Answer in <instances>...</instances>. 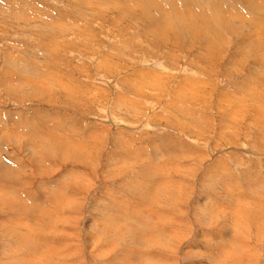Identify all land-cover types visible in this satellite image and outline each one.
<instances>
[{"label": "rangeland", "instance_id": "374dc122", "mask_svg": "<svg viewBox=\"0 0 264 264\" xmlns=\"http://www.w3.org/2000/svg\"><path fill=\"white\" fill-rule=\"evenodd\" d=\"M153 1L169 12L175 6L182 22L169 13L170 18L166 14L162 19L167 25L163 31L153 28L154 16L146 18L143 11L147 7L131 0H0V171L5 173L0 176V198L9 203L11 197L20 199L17 190H23L21 198L30 203L26 192L43 196L51 181L66 185L64 190L62 185L50 189L51 194L74 188L79 210L72 213L78 219L65 226L72 234L70 244L79 251L72 257L83 264H133L138 257L129 262L118 251L128 242L126 229L113 235L118 240L106 242L104 235L91 234L87 227L95 212H106L115 223L122 213L116 210L118 204L108 203L113 196L127 201L142 187L144 164L156 169L164 187L171 186L169 179L176 180L174 192L169 190L167 197L161 193L144 206L125 202L150 214L146 224L135 222L141 232H147L150 219L151 228L179 232L175 252L158 246L171 256L170 264H214L216 258H221L219 264H264V121L259 116L264 108V37L260 48L252 50L253 36L264 35V10L246 11L247 3L240 7L238 0ZM135 12L141 15L138 19L132 17ZM227 13L231 19L225 20ZM204 17L213 24L206 26ZM185 22L190 26L185 29L201 22L205 30L202 26L201 32L189 34L182 31ZM137 71L147 75L126 85ZM47 130L51 134L44 135ZM57 140L80 142L72 151L80 161L48 155L53 146L48 142ZM127 151L157 161L152 165ZM170 197L179 207L168 206L170 213L153 218L158 210L165 211L161 205ZM7 207L15 205H0L4 223L16 214H9ZM19 210L18 216L26 219L25 209ZM12 226L1 228L0 264L18 250ZM230 235L240 239L235 237L240 247L234 249L236 255L216 248ZM144 243L140 251L146 252L156 241ZM204 249L209 254L201 256Z\"/></svg>", "mask_w": 264, "mask_h": 264}, {"label": "bare ground", "instance_id": "6f19581e", "mask_svg": "<svg viewBox=\"0 0 264 264\" xmlns=\"http://www.w3.org/2000/svg\"><path fill=\"white\" fill-rule=\"evenodd\" d=\"M84 1V0H83ZM134 4H144L141 6V8H146V10H143L144 11V14H145V17L148 18V17H153L154 16V19L155 21H153V28L156 26V28H158L159 30L163 31V29L167 26L166 23L162 20L163 17L167 14L168 17L170 18L171 15H176V17H174L175 19L178 18L180 19V21L182 20L180 18V12H179V9H174L175 6L171 5L170 6V12L166 9V7L162 6V4H160L158 1L154 2L153 0H131ZM169 1V0H168ZM192 1V0H191ZM190 0L189 2L192 3ZM194 1V0H193ZM211 2V0H209ZM225 1V0H224ZM239 2H242L240 3V7L245 3H247V6H245V9L246 11L247 10H250L249 12H253L255 11V13H257L256 11L258 10V12H261L264 10V2H262V0H259L257 3L255 2V0H251V1H247V0H238ZM127 2V1H126ZM139 2V3H138ZM163 2V1H162ZM165 2V1H164ZM167 2V0H166ZM172 2V1H171ZM124 3V2H123ZM150 3V4H149ZM220 3V2H219ZM122 4V3H121ZM172 4V3H170ZM208 4V3H207ZM130 4H128L127 6H129ZM193 5L191 4V7ZM127 7V9H128ZM139 7V6H138ZM188 7V6H187ZM208 7V6H207ZM135 8V7H134ZM140 8V7H139ZM205 8V6L203 7ZM210 9H213L212 6L210 5L209 7ZM137 9V8H135ZM150 11H149V10ZM129 10V9H128ZM191 11V9H189ZM195 10V9H193ZM239 11V9H237ZM240 10H243L244 9H240ZM138 11V10H137ZM157 12V13H155ZM212 12V11H211ZM132 13V12H131ZM130 13V14H131ZM154 13V14H153ZM169 13L171 15H169ZM195 13L196 16H198V14L202 15V12H199V10H195ZM193 14V13H192ZM214 14V13H213ZM217 14V13H216ZM191 15V14H190ZM209 15V13H208ZM225 15V16H224ZM223 18L225 20H228V19H231L230 18V14L227 13L224 14ZM141 16L139 12H135V14L132 16L134 18H137ZM215 16V15H214ZM238 16L234 15L233 18H236ZM205 18V17H204ZM151 19V18H149ZM240 19V18H239ZM184 21V20H183ZM211 21V20H210ZM254 21V20H253ZM182 22V21H181ZM209 22V19L208 18H205L204 19V24L206 26H208ZM212 22V21H211ZM211 22H209L211 24ZM227 24L229 25L230 23L228 21H226ZM233 22V21H232ZM199 23V24H198ZM203 23L201 22H197L195 23L196 24V28L192 27V28H186V24L188 25L189 22H185L183 24V30L182 31H186L188 30L189 34L192 33L194 34L196 31L198 32H201L202 31V26H203V29L205 30V26L203 25ZM201 24V26H200ZM213 24V22H212ZM226 25V27H229L228 25ZM253 24V23H252ZM231 25V24H230ZM158 26V27H157ZM189 26V25H188ZM250 26V25H249ZM264 26V25H263ZM190 27V26H189ZM170 28V27H169ZM157 30V29H155ZM159 31V32H161ZM218 31V30H217ZM157 33V35H160L161 34L157 31H155ZM256 34V33H255ZM260 34V32H259ZM253 35V34H252ZM191 36V35H190ZM255 37V39L253 40V47H252V50H256V49H259L260 48V45L258 44L259 40L262 39V37H264V35H255L253 36V38ZM209 39V38H208ZM255 41V43H254ZM211 43V42H210ZM212 45V44H211ZM211 45L209 44V46L211 47ZM204 46V45H203ZM243 47H247L246 45H243ZM264 48V46H263ZM216 49V48H215ZM125 56V55H124ZM255 58V57H254ZM257 58V57H256ZM168 59V58H167ZM6 61V60H5ZM104 62V60H103ZM208 62V61H207ZM210 64V63H209ZM101 67V66H100ZM141 70V69H140ZM6 74V73H5ZM152 74V73H151ZM146 71H137L135 73V77L130 79L126 85H129L130 82L133 83V82H136L138 81V78L141 76L142 78H145L144 76H146ZM170 75V74H169ZM4 76V75H3ZM9 79V78H8ZM13 80V79H12ZM124 80V79H123ZM122 80V81H123ZM140 80V79H139ZM141 81V80H140ZM124 82V81H123ZM41 86V85H40ZM142 86V85H140ZM192 86H195V85H192ZM198 86V85H197ZM195 86V87H197ZM183 89V88H182ZM197 89V88H196ZM148 90V89H147ZM190 90V89H189ZM241 97V95H239ZM228 97V96H227ZM229 98V97H228ZM239 98V97H238ZM257 100V99H256ZM260 100V99H259ZM238 101V100H237ZM240 102V106L238 107H242V104H241V99L239 100ZM252 101H255L252 100ZM178 102V100H177ZM257 103V102H256ZM260 104V103H259ZM232 106H237L236 104H231ZM255 105V104H254ZM255 107V106H254ZM258 107V106H257ZM253 108V107H252ZM260 109V106L258 107ZM256 109V108H255ZM240 110V108H239ZM254 111V110H253ZM246 112V111H245ZM256 112V111H255ZM258 112V111H257ZM181 113V112H180ZM260 113V112H259ZM253 114V113H251ZM255 115V114H254ZM181 116H185L183 114H181ZM260 121H264V108L261 109V113H260ZM186 117V116H185ZM256 117L258 118V116L256 115ZM255 117V118H256ZM256 118V119H257ZM186 119V118H185ZM254 119V120H256ZM188 121V120H187ZM185 124L183 123V126ZM48 129V128H47ZM264 129V128H263ZM39 131V130H38ZM50 132H52L51 130H47V132L45 131L44 135L46 134H51ZM35 133V132H34ZM37 138V137H35ZM60 139H63L60 137ZM72 139V138H71ZM42 140V139H41ZM40 140V141H41ZM66 140V139H64ZM64 140H57L55 143H53L52 141L51 142H48L49 146L53 145L50 149L49 152H47L48 155L50 156H59V158H61L62 160L66 157V158H70V159H75L76 161H80V156L77 158L75 152H72V151H75V147L76 146H81V143L78 141H74L72 140L71 144H68V143H65ZM37 141V140H36ZM70 141V139H69ZM72 145V146H70ZM126 145V144H125ZM128 145V144H127ZM85 146V145H84ZM169 146V145H168ZM171 146V145H170ZM155 147V146H154ZM165 147V146H164ZM84 148V147H83ZM168 148V147H167ZM171 150L173 149L172 146L170 148ZM169 149V150H170ZM130 150V149H128ZM168 150V149H167ZM170 150V152H171ZM52 151V152H51ZM175 151V150H174ZM127 152H130L132 154H135V157L137 160H140V159H143L144 162H151L152 165L154 164L155 161H153V159H155V157H145V158H142L143 156L140 154V151H127ZM176 152H177V149H176ZM175 152V153H176ZM179 152V150H178ZM172 153V152H171ZM75 154V155H73ZM164 154V153H163ZM168 154V152H167ZM171 155V154H170ZM130 157V154L128 155ZM134 156V155H133ZM162 156V154H161ZM160 156V157H161ZM164 156V155H163ZM159 156L156 157V159H158ZM148 158V159H147ZM126 161V159L124 160ZM133 163H135L136 161L132 160ZM131 161V162H132ZM156 163V162H155ZM140 164V163H139ZM1 165V164H0ZM143 167V170H144V173L143 177H141V180L143 181V183L141 184L142 187L141 188H135L133 187L134 189V195H132L131 197H129V199H127L128 203L129 204H137V203H140L142 206H144L145 204L148 203V201H151V202H155L157 200V197L159 194L163 193L165 194V196H169V190L170 192L173 191L174 192V188L175 186H173V183L176 181L169 179L168 182H170L171 186L168 187H164L163 186V181L161 180V178L156 175L157 174V171L155 168L153 167H147L143 165H141ZM1 167V166H0ZM142 170V171H143ZM147 171V172H145ZM217 172V171H216ZM139 173V172H138ZM5 174V173H4ZM1 171H0V176L4 175ZM210 174V173H209ZM212 174V173H211ZM217 174V173H216ZM138 176V175H137ZM211 176V175H210ZM215 177V175H214ZM8 178V177H7ZM211 178V177H210ZM216 178V177H215ZM9 179V178H8ZM214 179V178H213ZM78 180H74V182H77ZM208 181V180H207ZM221 181V179H220ZM52 182V181H51ZM50 182V186H49V189L47 191V193L43 196H38V195H31L29 192H26L28 193L29 195V198H31L32 202L28 203L29 201L28 200H24L21 198V193L23 190H17V194H16V191H15V188H13L12 190V194H16V196H18L20 199L24 200L23 201H20V199H17L16 197H11L10 200H8L9 203H7V201L5 200V202L0 198V205H3V204H6L8 206H12V205H15V209H10V208H6L5 210L9 212V214L11 213H16L15 216L13 215H9L6 219L8 220L7 222L4 223L5 219L4 220H0V223L3 224L1 226L0 224V234L3 233V229H1L3 226L7 227L9 225H13L12 228L10 227V229H12V232L10 235H12V237L14 238V242H15V245H17V250L15 252V254L12 255V257H9L12 258L10 259L9 262H3L4 264H83L82 263V260H79L77 258H74L75 257V254L79 253L78 251V248H77V245H75L73 242V244L75 245V247L73 245L70 244L71 241H69L70 237L72 236H69V235H72L71 233H68L65 229V226L69 223V224H74L78 217L77 216H74L73 215V211L78 209L79 210V206L77 205L78 203H76L75 201V195L76 194H79L78 190L75 191L74 188H71V190L67 191L65 193H62L61 192V189L55 194H51V192L53 191H49L50 189H56L57 187L59 188V185L63 186V184L61 183H54V184H51ZM225 182V180L223 181ZM221 183V184H225V183ZM53 183V182H52ZM162 183V186L160 187L159 184ZM234 183V182H233ZM176 184V183H174ZM227 185V184H226ZM9 185H5V188L7 190H10L12 189L11 186ZM64 187L62 188V190H64ZM74 187V186H73ZM222 187V185H221ZM224 187V185H223ZM222 187V188H223ZM232 187V186H231ZM4 188V186H3ZM226 188V191H227V187ZM66 189V188H65ZM130 189H132L130 187ZM132 189V190H133ZM224 189V188H223ZM130 191V190H129ZM230 192V191H229ZM50 193V194H49ZM5 194V193H4ZM207 194V193H206ZM218 194V193H217ZM130 195V194H129ZM111 196V195H110ZM172 196V194H171ZM174 196V195H173ZM208 196V195H207ZM2 197V196H1ZM7 197H9V195H7ZM237 197V196H236ZM113 199H110L108 205L109 207L112 206V205H117V211L119 210L122 215L116 217V219L114 220L115 223H111L110 220H108L110 217L108 216V214L106 212H104V214L102 212H100V216H99V213H94L93 216H91V220L92 222L90 223V225H88V231H90L91 234H95V233H100L102 235L105 236V239H106V242L107 241H112V240H118V238L116 236H113L115 233L117 232H120V233H123V231L126 229V232L127 234H129L127 236V240L128 242L125 243L124 245H122V243H118V244H121L122 247H119L120 249L118 250L119 252H121V257L124 259V257L126 258L127 257V261L131 262L133 261L132 259L135 258V257H138V261L137 263H133V264H170L171 261H172V258L171 256H169L165 251V252H160L162 249L158 248V246H164V247H167L168 250H172V253L175 252V249H176V246L174 245H178L180 243V240H181V237H177L178 240L177 241H174L175 237L177 236V232L174 228L173 229H170L171 227H169V229L167 230V232H165V228L166 226H162V227H159V228H151V224L150 222L151 219H150V222H149V225H147L146 227V233H143L141 232L138 227L135 225V222H140V223H143V224H146V219L150 218V214L144 210L143 208H140V209H135L133 207H128L127 205V201H120L118 198H115L114 196L112 197ZM164 199V196L162 197ZM116 199V200H115ZM172 199L170 197V199L166 202H164V205H161L163 206V208H165V211H162V210H158L159 212L161 213H154L152 214L153 218L157 217V218H163V213H165L167 210V207L168 206H175V207H179L177 206L176 204L172 203ZM188 199V198H187ZM237 199V198H236ZM235 199V200H236ZM165 200V199H164ZM11 201V202H10ZM225 201V200H224ZM239 201V200H238ZM237 201V202H238ZM64 202V204L62 205V207H57L59 205H61L62 203ZM19 203L23 206H19ZM172 203V204H171ZM242 203V201H241ZM240 201H239V204H241ZM204 204V203H202ZM207 204V203H206ZM216 204V203H214ZM44 205H46L44 207ZM48 205V206H47ZM213 205V204H211ZM219 204L217 203L214 207L218 206ZM222 205V204H220ZM243 205V204H241ZM55 207V208H51V207ZM171 206V207H172ZM224 206V205H222ZM244 206V205H243ZM64 207V208H63ZM170 207V208H171ZM207 207H210L207 205ZM220 207V206H219ZM27 208H30L29 211ZM104 208V207H103ZM102 208V209H103ZM169 208V209H170ZM213 208V206L211 207ZM230 208V207H229ZM250 208V207H249ZM19 209H25L23 211V215L25 216L26 219H22L20 216H18V213H20V210ZM173 209V208H172ZM215 210V208H213ZM219 209V208H218ZM221 209V207H220ZM219 209V210H220ZM224 209V208H223ZM222 209V210H223ZM144 210V211H143ZM181 210V209H180ZM170 211V210H169ZM167 211V212H169ZM201 211V209H200ZM203 212H207L205 210H202ZM201 211V212H202ZM231 211V210H229ZM3 212V211H1ZM171 212V211H170ZM169 212V213H170ZM180 212V211H179ZM228 212V211H226ZM3 213H6V212H3ZM231 212H229L230 214ZM174 214V212H173ZM238 214V213H237ZM236 215V214H235ZM116 216V215H115ZM238 217V215H237ZM44 218V219H43ZM115 218V217H114ZM166 218V217H165ZM160 219V220H161ZM235 219V218H234ZM238 219V218H237ZM155 220V219H153ZM159 219L157 221L161 222ZM209 220V219H208ZM211 220V219H210ZM156 221V222H157ZM163 221V220H162ZM239 221V220H238ZM99 222V223H98ZM174 222V221H173ZM235 222H237L236 220H233L232 221V225L235 224ZM178 223V222H177ZM234 223V224H233ZM42 224H44L45 226H42ZM239 224V222H238ZM126 225V226H125ZM178 225V224H177ZM237 225V224H235ZM77 226V225H76ZM75 226V228H76ZM105 226H107L108 228H112V230L110 229H104ZM179 226V225H178ZM4 227V228H5ZM173 227H176V223L174 222V226ZM223 227V226H222ZM6 229V228H5ZM9 229V228H8ZM9 229V230H10ZM177 229V227H176ZM44 230H50V231H53V233H57L55 235H51V234H48L47 237H46V234L44 233ZM69 230V229H68ZM75 230V229H74ZM170 230V231H169ZM5 231H8V230H5ZM11 231V230H10ZM9 233V232H7ZM13 233V234H12ZM68 233V234H67ZM73 233V232H72ZM107 234H110V237H107ZM152 234V235H151ZM8 235V234H6ZM9 235V236H10ZM74 235V234H73ZM75 235H76V238L79 236L77 234V232H75ZM173 235V236H172ZM179 235V234H178ZM220 235V233H219ZM1 236V235H0ZM57 236V238H56ZM87 236H90V235H87ZM98 236V234L96 235ZM207 236V235H206ZM204 237V235H203ZM208 237V236H207ZM219 237V236H218ZM221 237V236H220ZM227 237V236H226ZM236 237V236H235ZM235 237H233L232 235H230V237H228V240L227 242H224V244L221 246H217L216 248L218 250H220L221 252H224L225 255H228L230 253V255L235 252V250H239L238 248H240L238 245V242L236 243L235 240H237ZM102 238V237H101ZM120 238V237H119ZM221 239V238H220ZM9 240V239H8ZM13 240V239H12ZM71 240V239H70ZM80 240V239H79ZM94 240V238L91 239V241ZM144 240L146 241H150V240H154L156 241L155 245L151 246V245H148L146 246V252L143 251H140L141 247L144 248ZM240 240V239H238ZM54 241V242H52ZM89 241V240H88ZM178 242L177 244L174 243V242ZM223 241V240H222ZM229 241V242H228ZM13 242V243H14ZM78 242V241H77ZM202 242V241H201ZM241 242L240 241V245H241ZM95 243V242H94ZM140 243V246H138V244ZM213 243V241H212ZM211 243V244H212ZM245 243V242H244ZM243 243V244H244ZM137 244V245H136ZM157 244H160V245H157ZM206 244V243H205ZM214 244V243H213ZM226 244V245H225ZM2 245V244H1ZM5 245V244H4ZM8 245V243H7ZM12 245V244H10ZM94 245V244H93ZM100 245V244H99ZM102 245V244H101ZM173 245V247H172ZM193 245V244H192ZM13 246V245H12ZM92 246V244H91ZM212 246V245H211ZM7 247V246H6ZM14 247V246H13ZM12 247V249H13ZM225 247V248H224ZM247 247V246H246ZM10 248V247H9ZM8 248V249H9ZM71 248V249H70ZM243 249V248H242ZM4 250V249H3ZM24 250V251H22ZM148 250V251H147ZM151 250H155V251H151ZM156 250H158V252H156ZM245 251V249H243ZM10 251V250H9ZM187 251V250H185ZM13 252V251H12ZM171 252V251H169ZM190 252V250H189ZM194 251H192V254H193ZM197 252V251H196ZM204 253L201 254V256H206L207 253L209 254V252L203 251ZM238 252V251H236ZM242 253V251H239ZM238 252V253H239ZM97 253V252H96ZM165 253L167 254V256H165ZM5 255V254H4ZM74 255V257H72ZM99 255V254H98ZM224 255V256H225ZM232 255H236V254H232ZM194 256V255H193ZM15 257V258H13ZM52 257V258H51ZM237 257V256H236ZM7 258V257H6ZM175 258V257H174ZM226 258V257H225ZM240 257L238 256V259L237 260H243L242 257L241 259H239ZM4 259V258H3ZM169 259V261H168ZM177 259V258H176ZM220 259L221 258H216L214 264H219L220 262ZM231 259V258H230ZM232 259H233V256H232ZM225 260V259H224ZM2 261V260H1ZM235 261V260H234ZM218 262V263H217ZM2 263V264H3ZM241 263V262H240ZM175 264V263H173ZM221 264V263H220Z\"/></svg>", "mask_w": 264, "mask_h": 264}]
</instances>
